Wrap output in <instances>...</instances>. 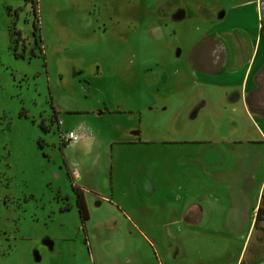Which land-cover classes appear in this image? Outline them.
Returning <instances> with one entry per match:
<instances>
[{
  "label": "rangeland",
  "instance_id": "1",
  "mask_svg": "<svg viewBox=\"0 0 264 264\" xmlns=\"http://www.w3.org/2000/svg\"><path fill=\"white\" fill-rule=\"evenodd\" d=\"M245 1L0 0V264L252 263L246 232L227 226L225 182L238 178L233 148L261 138L262 123L248 118L260 116L195 71L223 70ZM242 45L245 60L252 47ZM69 131L80 139L69 142ZM218 150L216 174L200 159ZM184 154L185 173L174 167L167 184ZM216 180L205 189L213 209L189 222L198 184Z\"/></svg>",
  "mask_w": 264,
  "mask_h": 264
},
{
  "label": "crops",
  "instance_id": "2",
  "mask_svg": "<svg viewBox=\"0 0 264 264\" xmlns=\"http://www.w3.org/2000/svg\"><path fill=\"white\" fill-rule=\"evenodd\" d=\"M244 4L236 6V9L240 10L235 19L238 24L235 25L234 32H231L232 36H228L229 41H232L234 37L232 41L234 42V51H229V59L225 63L223 70L215 73L195 68V71L205 79L206 84H216L224 87L226 89V98L230 101H244L247 107L249 105L253 106L256 113L260 116H254L252 112L249 113L248 118L255 120L257 124L262 123L261 125L258 124L261 130V138L259 140L247 141L249 145L239 151L236 147L233 148L234 153L231 152L228 158L238 178L235 175L228 183L225 182V185L229 187L228 193L231 204H229L230 209L228 210L227 217L229 222L227 226L233 233L246 232L247 236L243 246L245 255L249 254V258L253 259L251 264H264V243L257 240L253 241V235L258 231L262 232L264 237L263 224L261 223L259 227H256L255 221L257 210L264 199V116L259 112L258 108L259 105L264 106V88H262V84L264 83V0H248ZM251 13L254 17L253 25L249 26V20H247V24H242V21L246 20ZM242 43H244L245 47L248 45L252 47L250 50L248 49L249 55H246L245 60L242 52ZM244 63H246L245 66ZM197 113L195 109L191 111L190 115L197 116ZM174 142L187 144L199 143L203 142V140H170L165 143ZM232 143H237V141H233ZM203 148L199 149H202L201 151L192 152L193 160H195L198 153L203 154L205 152ZM184 155L180 159L175 158V156L172 158L171 166L165 173L167 184L176 183L177 179H173L174 167H178L181 176L185 173V167L191 159L190 155ZM200 160L203 162L202 167L204 169L220 173L222 172L221 166L225 160V155L222 151L218 150ZM150 166L149 169H151ZM153 171L155 174V171H157L156 166L155 170L153 167ZM220 182V180H216L207 185L205 182L198 184L197 201L191 202L184 210V217L189 222H201L206 215V209H213L211 208L213 206L211 203L214 202L213 199H207L210 203L209 207L205 205V189L214 190L220 186ZM148 188L152 197L151 199L155 200L158 194L156 180L153 179V182L150 180ZM173 193L172 191L171 193H166V202L172 198Z\"/></svg>",
  "mask_w": 264,
  "mask_h": 264
},
{
  "label": "trees",
  "instance_id": "3",
  "mask_svg": "<svg viewBox=\"0 0 264 264\" xmlns=\"http://www.w3.org/2000/svg\"><path fill=\"white\" fill-rule=\"evenodd\" d=\"M13 24H15V21H13ZM40 29L41 28H40L38 22L36 21L34 33L36 34V31H39ZM14 33H16L17 36L15 38V41H13V43H15V47L13 48V51H14V55L16 57H20V56H23V54H20L17 51H18L20 40H21L22 31L18 28H15ZM39 40H42L41 36L36 38L37 42H39ZM34 55H35V53H34ZM74 189L78 193L77 204H78V207L80 209L82 220L85 221V220L89 219V217H90L88 203L85 200V198L83 197V194L81 192L80 193L78 192V188L76 186L74 187ZM255 221H256V227H259L260 224L262 223L263 224L262 229L264 230V199L262 201V204L259 206V208L257 210Z\"/></svg>",
  "mask_w": 264,
  "mask_h": 264
},
{
  "label": "built area",
  "instance_id": "4",
  "mask_svg": "<svg viewBox=\"0 0 264 264\" xmlns=\"http://www.w3.org/2000/svg\"><path fill=\"white\" fill-rule=\"evenodd\" d=\"M69 142H75L80 139V135L75 131H69L65 137Z\"/></svg>",
  "mask_w": 264,
  "mask_h": 264
}]
</instances>
